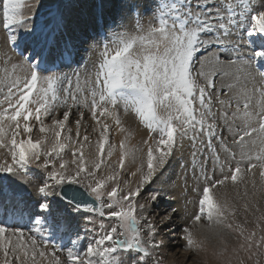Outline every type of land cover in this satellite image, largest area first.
<instances>
[{"label": "snow or ice", "instance_id": "6c2138e0", "mask_svg": "<svg viewBox=\"0 0 264 264\" xmlns=\"http://www.w3.org/2000/svg\"><path fill=\"white\" fill-rule=\"evenodd\" d=\"M39 6L40 0H0L6 44L16 46L21 32L31 44L0 77V174L24 185L31 166L44 174L39 215L20 193L0 186V209L31 224L0 223V264H161L164 240L156 238L151 210L169 194L151 186L185 151L183 179L198 194L192 222H207L200 239L181 229L186 249L203 253L205 264H264V0H157L146 24L137 19L133 32L110 28L102 50L94 43L99 62L83 81L76 73L75 86L67 75L40 73L41 57L56 49L70 62L72 49L57 40L63 15L35 23ZM85 110L98 134L94 143L81 136ZM129 114L147 131L136 145L122 119ZM113 127L122 136L115 161ZM126 160L136 166L124 173ZM229 182L234 197L225 191ZM54 196L74 212L100 217L86 218L94 227L82 250L75 241L71 248L49 242L43 225ZM58 228L67 230L62 219ZM226 233L238 240L230 250ZM211 240L223 247L210 250ZM121 252L135 255L128 261Z\"/></svg>", "mask_w": 264, "mask_h": 264}, {"label": "rangeland", "instance_id": "374dc122", "mask_svg": "<svg viewBox=\"0 0 264 264\" xmlns=\"http://www.w3.org/2000/svg\"><path fill=\"white\" fill-rule=\"evenodd\" d=\"M49 1L50 0H40V2L43 3L41 6L43 8H45L47 6V4H49V3H47ZM82 2H83L82 0H80V2L75 1V2H73L71 4H69L68 7L63 10V12L66 14V16H67V18L69 20L71 18H74V19L76 18V14L77 13L75 14L74 12H72V10H74V11L75 10H80L81 11L82 8H85ZM117 2H118V0H112V7H114ZM56 3H60V0H56ZM50 4L53 5V3H50ZM110 4H111V2H110ZM110 4L108 6H110ZM49 6H47V7H49ZM37 13H41V12H37ZM43 13H45V12H43ZM35 16H37V15H35ZM86 16H88V15H86ZM146 16H149L148 18H151V12L147 13ZM76 22H77V25H78V20H76ZM1 42H2V39H1V36H0V43ZM0 51L1 52L2 51L4 52V47L1 44H0ZM4 68L5 69L7 68L8 71L11 72V70H10L11 68H9L8 65H6ZM3 74H4V72H3ZM83 77H84V75H83ZM89 118H90V116L87 113V111L85 110V118L82 121V125L83 126L81 127V136H83L84 134L89 135L90 138H91V140H92V142L94 143L95 142V139L97 138V135L98 134L92 132V124L93 123H92V120H88ZM125 118L122 117L123 121L125 120L127 122L126 125H125V123H124V125L126 127H129V129L131 130V128H132L131 126H134L132 124V121H131L132 119H131V117L130 118L129 117H125ZM75 119H76V116L75 115H72L70 117V121L68 123V126H70L72 128V134L73 135H75V131H76L75 124L73 123V121ZM87 121H89V122H87ZM133 129H134V131L136 130L135 127L132 128V130ZM39 135H40V133L38 131H34L33 134H32L33 140H35L36 138H38ZM115 137H116V133H115L114 129H112V132L110 133V142H114ZM140 137L143 139L142 136H140ZM176 155H177V153H176ZM70 158H71V154L68 153V155L66 156V159H70ZM179 160H180V157L179 158H176L175 157L174 159H172L170 161L168 167L165 169L164 174L160 177L163 183L169 184L173 188L175 187L176 184L179 185V182H180V179H181L180 176H177V172H178V166H177V164H178V161ZM40 162L42 163V160ZM32 168L35 171V175L33 177H31V179L29 180V183L27 185L20 184V183H16V182L12 181V178L11 177L5 176V175H2V174H0V184L3 183V185L9 186V189H11V187L13 186V189L14 190H19V189L22 190V189H25L27 193H31L30 192L31 190H35V189H37L39 187V185L41 184V182L43 180V175H44L34 165L31 166L28 169V172H31ZM105 171H107V169H105ZM173 171H174V175L176 174L177 177L176 176H173V173H172ZM122 172H124V171H122ZM124 178H127V176L126 175L122 176V179H124ZM1 180H4V182H2ZM178 180H179V182H178ZM188 184L191 187V188H189V191L187 193L188 195H185L184 192L183 193L180 192L178 194L179 197L182 196V198H180L181 199V203L179 204L180 206L181 205L182 206H185V205H183V203H185V202H186L185 204L187 205V203H189V201H187V200H190L191 201V203H189L191 206L195 202L194 196H189V194H191L190 192L192 191V187H193V182H192L191 179L188 180ZM151 187L152 188H156V187H160V186H154V185H152ZM184 190H187V189H184ZM239 190L242 193L243 192V187L240 186ZM213 191L215 192V190H213ZM225 191H227V193H228V195L230 197H234L235 196L236 189L231 186V183L230 182H229L228 188L225 189ZM34 194L36 195L35 192H34ZM182 194H184V195H182ZM51 198L53 199L52 201H51ZM51 198H50V204H51V210H52V212L49 213L50 215L49 214H46L45 216L46 217H50L51 216V219H53L55 217L57 218L58 221H56L55 222V225H54V227H56V228H53L54 233L56 234V236L60 235V233L62 231L59 230L58 223L60 222L61 219L65 218V219H63V222L65 221L64 223L66 224V219H67L68 222H67V225L66 226H67V229L70 232V235L67 234L66 232L64 234V232H63L64 236L63 235L62 236L66 239L64 242H67L68 241V243H70L71 241L75 240L78 243L77 244V247H79L82 250L86 246L84 244L87 243L88 238H90V236L92 235V233L90 231H88V230L89 229H92L94 227L93 224H89V223L86 222V218L87 217H93L95 220H99L100 217L98 215H94L93 213L84 212V211L74 212L72 210L71 206L66 205L64 203V201L61 200L60 198L55 197V196L54 197H51ZM187 198H190V199H187ZM0 199L3 200V196L0 197ZM163 201H166L163 204V206H165V204H166V206L164 208L161 207L163 209V211H158L159 210L158 209L159 208V204H160V202H163ZM262 207H264V204H262ZM173 208H175V207H173ZM173 208H172L171 205L167 204L166 198L161 199L160 201L158 200L156 202V205L152 208V215H154L155 223L157 224L158 228L160 229L159 235L156 238H157V240H160V239H163L164 240V247H162L159 250V255H160V258H161V264H205L206 257H205V255L203 253H200V254L197 255V254H194L191 251H189V250L186 249L185 244H184V242H183V240L181 238L182 237V234H183L182 231H181V229H182V227L184 228L185 226L186 227H192L190 229H192V231L194 232L196 238L197 239H200L201 238V232L203 231V228L201 227V225L206 224L207 222L204 221V220H202L200 222H195L196 225L193 227V226H190V225L193 224L192 223V218L190 217L191 220L188 221L187 223H185V226L182 225L181 227H178V225L180 224V222H179V224L176 227H172V226L165 225L164 224L165 216ZM155 210H157V211L155 212ZM46 219H47V221H49L48 218H46ZM178 220H180V219H178ZM46 223L47 222H45V224L43 225V227L45 229L48 228V226L51 227V224L53 223V221L50 220V224H46ZM106 223H107V221H106ZM181 223H183V222H181ZM26 226H29V223H26ZM251 227H252V225H249V228H251ZM76 235H79L83 239L77 240ZM62 236L61 237H56L55 238L56 239L55 241L56 242L57 241H60L61 238H62ZM48 240L49 241H53L52 235H51V239L48 238ZM56 242H54L53 244H55L58 247L59 244H61V243H56ZM168 243H170V244L168 245ZM237 243H238V240L235 237V235L229 234V233H226L225 234V236H224V244H226L228 246L229 250L232 247L236 246ZM207 244H208L210 250H211L212 247H217V248L223 247V245H221L218 240L208 241ZM67 246H68L67 248H70L69 245H67ZM176 250H178L179 252H177ZM120 255L122 257H125L128 261H130L131 258H132V256L135 255V254H132V253H127L126 254V253L121 252ZM207 264H216V262L213 261L211 258H208L207 259Z\"/></svg>", "mask_w": 264, "mask_h": 264}, {"label": "bare ground", "instance_id": "6f19581e", "mask_svg": "<svg viewBox=\"0 0 264 264\" xmlns=\"http://www.w3.org/2000/svg\"><path fill=\"white\" fill-rule=\"evenodd\" d=\"M65 1V2H64ZM72 0H60V3H56V0H50L49 4H47V6L49 7H45L43 8L41 5L43 3L40 2V6H39V9L37 12H41V13H36L37 16H35V23H44V22H47V20L49 19V16H50V13L52 12H59L61 13V11H63L64 9H66L68 7V5L72 2H70ZM121 1L123 0H119L118 3H120ZM70 2V3H69ZM101 2L104 4V5H108L109 2L108 0H101ZM50 3H53L50 4ZM120 5V4H118ZM154 6V1L153 0H124V3L121 5L120 7V10L118 12V15H117V22L115 24V26L118 28V32L119 31H128V32H131V28L133 26V16L131 15V13H135L136 15H138V20H140L141 23H147L145 20L146 18H148V16H146V14H144L146 11V9H151L153 8ZM48 9V10H47ZM87 10H90V8H87ZM86 10V11H87ZM80 11V10H79ZM85 11V10H84ZM45 12V13H43ZM82 12V11H81ZM78 14V15H77ZM76 14V19L77 20H81L82 22L85 20V22L87 23V21L89 22V20H86L85 19V15H84V12L80 13V12H77ZM70 21V20H69ZM67 21V22H69ZM70 27H74V25H70ZM64 31L67 32V30L63 29ZM86 29H84L85 31ZM135 29L132 30V32L134 31ZM85 33V32H84ZM82 34V33H81ZM83 35V34H82ZM22 39L21 40H27L25 38V34L21 35ZM232 37H229V39H231ZM1 39H2V42L0 43L3 47L4 46V40H3V36H1ZM19 47L21 48L22 44L21 43H18ZM1 52V51H0ZM3 53V51H2ZM96 57H98V50L96 51ZM21 59V56H15V55H12L11 57V60L10 62L8 61L6 64L8 65L9 68H11L12 70V64L14 63H17L18 61H20ZM97 62L98 59L96 58V61L95 60H91L90 62V67L93 66V65H97ZM95 63V64H94ZM93 69L95 68L94 66L92 67ZM2 76H3V73H2ZM0 76V77H2ZM85 77H81V81L82 79H84ZM75 80H76V77H75ZM217 85L219 86L221 84V81L219 78H217ZM67 83V82H65ZM74 86H75V82H74ZM123 117V116H122ZM127 117H131V121H132V124L134 126H131L132 128L135 127V131L134 129L131 130L129 129V127H126V121L124 122L125 125L124 127L127 128L129 130V133L131 135V140H130V144L131 145H136L138 144L142 138L140 136H142L143 138H146L147 136V131L146 129H143L139 124L138 122L135 120V118L133 116H131L130 114L127 116ZM125 118V117H123ZM126 119V118H125ZM88 120H91L90 118ZM129 120V119H128ZM89 122V121H87ZM93 123V122H92ZM131 123V122H130ZM93 126V124H92ZM115 133H116V137H115V140H114V143L117 144V152H116V155H114L112 158H110L112 161H115L116 159H118L119 157V141L120 139H122V136H121V133H119L118 131H116L115 127L113 128ZM137 131V132H136ZM91 150V149H90ZM87 151V149H86ZM176 158H179L181 157V153L180 152H177V155L175 156ZM187 160H188V153L187 151L184 152V159L183 160H179L178 161V172H177V176H180L181 179H180V182H179V185L176 184L175 187L173 188L171 185L169 184H165L162 182L161 178H159L155 184H153L154 186H160V187H163L164 190L169 194L166 198L167 200V204L171 205L172 208L175 207L174 209H177V213L175 214V216L173 217L172 221L170 223H168L167 225L168 226H172V227H176L179 222L180 224L178 225V227H181L182 225L185 226V223H187L188 221H190V217L192 218V216H194L195 214V211H196V207H197V204H196V201H197V198H198V194L197 193H193V191H191L189 194V196H194V199H195V202L194 204L191 206L189 203H187V205L185 203H183V205L185 206H180L179 204L181 203V197H179V193L180 192H184L185 195H188V191H189V188H191L187 182V185L185 184V181L183 179V176L185 175V170L181 167V163H187ZM136 166V164L133 162L132 164L129 163L128 160H126L125 162V168L122 169L121 171H124L125 173L128 171V170H134V167ZM182 172V173H181ZM173 173V176H176V174L174 175V171L172 172ZM188 176L190 177L191 176V172L189 171L188 173ZM35 175V171L30 174V177H33ZM176 176V177H177ZM175 177V178H176ZM8 178V177H7ZM179 178V177H178ZM190 180V179H189ZM176 181V180H175ZM1 186H6L8 187V190L10 193L12 194H16V193H20L22 195V198H23V201L28 205V206H32V205H38L39 202H40V197H38L37 195L34 194V192L36 193L37 189L35 190H31L30 192L31 193H27L25 189H22V190H14L13 189V186L11 187V189H9V186L7 185H3V183L0 184ZM192 185V184H191ZM202 187V186H201ZM228 188V187H227ZM184 189H187V190H184ZM182 194V195H184ZM181 195V194H180ZM1 196V195H0ZM187 197V196H186ZM191 198V197H190ZM190 198H187V199H190ZM192 199V198H191ZM193 199V200H194ZM160 201V200H159ZM184 201V200H183ZM182 201V202H183ZM187 201H190V200H187ZM166 201H163V202H160L159 204V210L158 211H163L162 208H164L166 206H163V204L165 203ZM4 203H7L4 202ZM161 205V206H160ZM162 207V208H161ZM161 209V210H160ZM4 211L5 213L8 214L7 212V209L4 208V209H0V211ZM32 210V209H31ZM152 211V210H151ZM157 210H155L156 212ZM166 211V210H165ZM168 211V210H167ZM34 215H39V213L34 210L32 211ZM162 213V212H161ZM167 213V212H166ZM187 213V214H186ZM9 215V214H8ZM46 215V214H45ZM157 217V216H156ZM152 218L154 219V215H152ZM180 220H178V219ZM26 220V219H25ZM24 220H21V219H15V222H12L11 220L9 222H7V225H14V226H17V227H24L25 225H23V222ZM47 223L46 224H50V221H46ZM183 222V223H181ZM193 223V222H192ZM6 224V222H5ZM45 224V223H44ZM165 224V223H164ZM194 224V223H193ZM190 225V226H195L196 223L194 225ZM31 227V225L29 226ZM186 227V226H185ZM25 228V227H24ZM183 228V227H182ZM189 228H192V227H189ZM46 233L48 234H53V239L56 238V235L55 233L53 232V229L51 227L48 226V228L45 229ZM69 232V230H68ZM70 233V232H69ZM47 234V236H49ZM183 235V234H182ZM184 242V241H183ZM52 243V242H51ZM78 243H76L77 245ZM87 243H85L84 245H86ZM170 243H168L169 245ZM185 244V242H184ZM174 251V250H173ZM177 252H179L178 250H176ZM175 252V251H174ZM59 254V253H58ZM183 255V254H182ZM201 257V256H200ZM174 258V257H173Z\"/></svg>", "mask_w": 264, "mask_h": 264}]
</instances>
